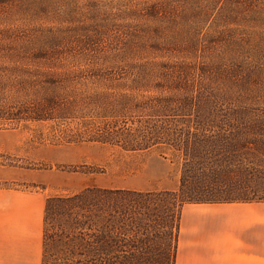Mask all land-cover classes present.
<instances>
[{
	"label": "rangeland",
	"instance_id": "obj_1",
	"mask_svg": "<svg viewBox=\"0 0 264 264\" xmlns=\"http://www.w3.org/2000/svg\"><path fill=\"white\" fill-rule=\"evenodd\" d=\"M204 4L0 2V102L16 98L17 114L25 94L55 100L48 120H33L32 104L18 118L0 107V187L65 198L47 213L41 264H172L180 196L264 194L262 75L244 65L264 21L244 6L240 25L213 35L224 16ZM15 66L57 86L17 90ZM138 130L159 142L123 149ZM183 174V195L162 192H178ZM86 188L119 192L79 198Z\"/></svg>",
	"mask_w": 264,
	"mask_h": 264
},
{
	"label": "crops",
	"instance_id": "obj_2",
	"mask_svg": "<svg viewBox=\"0 0 264 264\" xmlns=\"http://www.w3.org/2000/svg\"><path fill=\"white\" fill-rule=\"evenodd\" d=\"M43 193L0 187V264H41ZM173 264H264V201L186 203Z\"/></svg>",
	"mask_w": 264,
	"mask_h": 264
},
{
	"label": "trees",
	"instance_id": "obj_3",
	"mask_svg": "<svg viewBox=\"0 0 264 264\" xmlns=\"http://www.w3.org/2000/svg\"><path fill=\"white\" fill-rule=\"evenodd\" d=\"M4 0H0V2H3ZM203 1L205 4L204 6H212L211 9L215 8L216 6H220L218 14L223 15L224 19L222 20L221 23L218 24L219 20L217 18L214 19L212 24H216L214 27L210 26L209 31H213V35H218L224 33L223 31L220 32L218 31V26L221 25H240V21L245 19L244 14L246 13L244 9L240 11L239 9L244 7V6H257L258 9L252 10V12L248 13V15L253 16V21L257 22L258 26H260V23H263L264 21V0H199ZM239 7V8H238ZM238 9V11H237ZM208 9L204 10L207 11ZM203 11V12H204ZM241 13V14H239ZM247 15V13L245 14ZM242 16V17H240ZM217 21V23H214ZM225 23V24H224ZM221 28V27H220ZM197 30V29H196ZM250 41H252V44H250ZM248 46L246 48V57L244 58V65H252V67L255 68V72H259L262 75V79H260V82H257L259 85H261V88L264 91V33L255 30L253 32V36L250 39ZM211 43L214 41H210ZM197 46V44L195 45ZM12 71H21L25 74H21L19 77L15 78L16 82V87L17 90H19V87L22 85H25V88L21 91H26L29 90V84H34L36 82V78H39L38 80L43 84V86L47 89H53L55 86H57V83L53 80L52 77H54V74L49 73V72H42L38 74L37 72H33L32 70H29V68H16L13 67ZM23 94V93H22ZM25 103L24 109L20 111V113H14L11 112L10 108H14L17 99L14 98L13 101H9L8 97L7 98H2V101L0 102V107L5 110V113L3 115H6L8 118H12V116H17L23 114L31 115L30 111L31 109L29 108L30 104L34 106V110H32V116L31 118L33 120H48L52 116L50 114H47V110L49 107L54 105V96H46L43 97L41 100H36L34 98L30 97V94H25ZM20 110V108H19ZM16 114V115H15ZM29 117V116H28ZM259 123L256 125L257 129H253L255 131H261L264 133V118L261 121H258ZM132 138L127 141V144H121L120 146L123 149L126 150H141V149H146L149 148L151 145L159 142L156 140L155 136V130H150V131H143V130H138L137 133L131 134ZM134 138V139H133ZM96 141L100 142H107V143H114L118 144V140H114V138H111V136H103L102 138H96ZM186 170V169H185ZM185 176L183 174L180 185L178 187V192L176 190L172 191H162L165 193H169L171 195H183V188L185 185ZM90 192H106L107 194H114L118 193L119 191H112V190H91L89 188L84 189L82 192L79 193V198H82L84 195ZM127 192H133L127 190ZM153 193V192H151ZM62 197H57V196H49L45 198V207H44V254H45V243H46V216L49 210L51 209H56L57 208V202L62 201ZM233 201H264V194L260 195H254V196H238V197H223V198H212V197H206V198H200V197H191L190 195H187L186 197L180 196L179 199V210H178V216H177V224H176V235H177V230H178V218H179V212L180 208L182 205L186 203H219V202H233ZM62 206L59 207L61 209ZM176 235H175V240L173 244V250H172V264L174 262V249H175V241H176Z\"/></svg>",
	"mask_w": 264,
	"mask_h": 264
}]
</instances>
